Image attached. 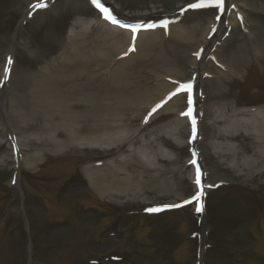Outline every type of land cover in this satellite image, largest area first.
<instances>
[{
    "label": "rangeland",
    "instance_id": "1",
    "mask_svg": "<svg viewBox=\"0 0 264 264\" xmlns=\"http://www.w3.org/2000/svg\"><path fill=\"white\" fill-rule=\"evenodd\" d=\"M195 1L106 0L124 17L167 20L173 29V38L161 28L147 31L146 37L155 41L149 50L142 45L138 54L119 57L111 43L97 46L101 31L109 27L88 0H0V85L12 58V75L6 76L4 89L0 86V264H27L30 242L32 264H264V179L246 182L236 177L233 161L225 157L230 143L215 135L228 130L224 121L232 123L238 112L264 107V51L259 62L241 65L236 78L218 79L219 62H214L232 59L253 25L264 29L263 2L224 0L225 14L215 8L179 13ZM44 3L47 7L40 6ZM29 9L34 11L20 26ZM214 22L222 24V30L207 36ZM199 38L207 44L198 62ZM79 49L100 57L103 71L116 70L114 85L128 108L126 117L135 131L142 129L145 141L134 149L162 159L150 166L134 162V169L147 173L152 182L136 180L129 196L117 194L111 201L98 198L84 176L87 167L110 159V152L73 149L48 154L33 169L24 165L17 169L12 162L16 160L12 135L24 146L32 136L18 127L17 117L9 116L12 99L19 109L13 94L21 95V87L33 86L38 72L47 77ZM124 51L125 47L119 52ZM194 61L200 64L197 147L207 182L217 188L207 198L205 221L193 207L159 214L147 211L194 193L189 128L182 115L185 97L147 118L150 104L166 87L195 78ZM39 118L33 121L37 127ZM36 150L32 147L28 153L24 147L19 163ZM16 173L17 184L12 185Z\"/></svg>",
    "mask_w": 264,
    "mask_h": 264
},
{
    "label": "bare ground",
    "instance_id": "2",
    "mask_svg": "<svg viewBox=\"0 0 264 264\" xmlns=\"http://www.w3.org/2000/svg\"><path fill=\"white\" fill-rule=\"evenodd\" d=\"M261 1L264 6V0ZM214 24L215 22L207 28V36ZM261 28L256 24L252 26L253 32L246 35L237 54L227 63L217 59L220 69L218 79L236 78L239 76L241 65L260 61L261 53L264 51V29ZM101 32L104 34L97 46L101 42L111 43L112 52L118 53L119 57L127 52L129 39L126 31L109 27ZM146 33L148 32H142L136 41L139 49L143 45L149 50L155 43L154 39L146 37ZM168 33V36L173 38V29L170 26ZM198 43L200 45L195 53L205 47L207 41L199 38ZM124 47L125 51L119 52ZM66 60L57 69L47 72V77L45 72H38L33 86L21 87V95L17 92L13 94L15 100L18 97L19 109L15 107L12 99L9 116L17 117L18 127L32 133L26 146L21 144L18 136H13L15 148L18 150L19 145L20 150H24L25 147L28 153L32 147L37 148L35 154L28 155L25 163L20 162V165L33 169L42 161L43 156L48 154L58 156L73 149L110 152L112 153L110 159L87 167L84 176L89 187L100 199L111 201L115 195L122 193L129 196L134 181L152 182L147 173H138L134 169V162L150 166L154 161L159 163L162 159L159 155L152 153L145 155L147 152L141 153L134 149L136 145L145 141L141 136L142 129L135 131L131 120L126 117L128 108L124 101L120 100V88L115 86L116 70L115 73L103 71L101 58L84 49L71 53ZM193 64V73L197 75L200 64L196 61ZM198 77L200 79V74ZM173 88L166 87L161 98L150 104L152 105L150 108L161 102ZM179 99L181 96L168 106L172 107ZM229 110L227 107V113ZM35 118L40 119L39 127L33 122ZM27 122L29 124L25 126ZM224 124H228L229 129L223 133L216 132L215 135L218 139L230 143L225 151V157L234 163L232 173L246 182L264 179V107L238 112L232 123L224 121ZM237 142L240 144L233 145ZM119 186L126 187V190L119 191L117 189Z\"/></svg>",
    "mask_w": 264,
    "mask_h": 264
},
{
    "label": "snow or ice",
    "instance_id": "3",
    "mask_svg": "<svg viewBox=\"0 0 264 264\" xmlns=\"http://www.w3.org/2000/svg\"><path fill=\"white\" fill-rule=\"evenodd\" d=\"M92 3L99 8L102 12L107 13L106 18L109 20H112L113 22H115L114 18L112 17L111 13L109 12L108 9H105L102 7L101 3L99 2V0H92ZM41 7H47V4H41ZM188 7L192 8V9H207V8H215L218 9L220 11H223L224 9V0H197V2L190 4ZM217 19H219V17H216ZM12 63V58H9L8 60V64L10 65ZM10 71V69H6V72ZM180 91H185L190 93L192 91V84L191 83H186L180 86ZM177 93H172V95H176ZM171 98V97H169ZM188 103L189 105L191 104V97L188 98ZM160 107H162V105H157L155 108L152 109V112H156ZM151 115V113H150ZM182 115H186L191 117V123H192V140H195L197 138V129H196V118L193 115V110L191 109V107L189 108V110L185 113H182ZM145 122H147V119L145 120ZM197 155V153L195 151H193V157H195ZM190 163H192L193 165H196V179H195V184L199 187V191L194 194L192 196V198L190 200H186L183 202V204H174V205H164L162 207H156V208H150L147 209V211L150 212H160L165 210L166 208H178V207H183L184 204H188V203H192L193 201L197 202V207H196V211L197 212H202L204 210V206L202 203V197L205 195L204 191H203V185L201 183V176L203 175L201 172V168L200 166L197 164L196 159H193L190 161ZM209 187H212L211 185Z\"/></svg>",
    "mask_w": 264,
    "mask_h": 264
}]
</instances>
